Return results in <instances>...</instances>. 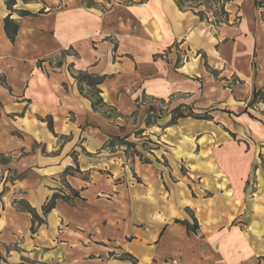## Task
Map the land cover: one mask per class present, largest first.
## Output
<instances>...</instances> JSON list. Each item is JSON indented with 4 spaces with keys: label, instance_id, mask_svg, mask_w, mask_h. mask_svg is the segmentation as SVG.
Wrapping results in <instances>:
<instances>
[{
    "label": "crops",
    "instance_id": "crops-1",
    "mask_svg": "<svg viewBox=\"0 0 264 264\" xmlns=\"http://www.w3.org/2000/svg\"><path fill=\"white\" fill-rule=\"evenodd\" d=\"M5 1L0 264H264V18L253 0L227 2L219 26L173 0ZM80 72L103 77L105 110L87 86L80 94ZM159 105L208 118H158L160 133L148 128L168 166L125 163L109 141ZM18 203L42 224L32 231ZM193 218L196 232L176 222Z\"/></svg>",
    "mask_w": 264,
    "mask_h": 264
},
{
    "label": "trees",
    "instance_id": "trees-1",
    "mask_svg": "<svg viewBox=\"0 0 264 264\" xmlns=\"http://www.w3.org/2000/svg\"><path fill=\"white\" fill-rule=\"evenodd\" d=\"M23 3H30L33 2L35 0H21ZM177 7L180 10H190L192 11L195 15H197L199 17V19L201 21H205L207 23H212L214 26H219L220 24H228L229 23V14L225 11L224 6L227 2H229V0H173ZM16 0H6L5 4L7 6L8 9H12V7L15 5ZM187 3H193V6H186ZM253 5L256 9H261L262 10V17L264 18V0H253ZM216 9L220 12V14H217L215 11ZM215 10V11H213ZM20 16H28L31 13L29 11H19L18 12ZM41 13V12H40ZM209 14L212 16V21L209 22ZM240 17H237V20H239ZM4 30L6 35L8 36V38L13 41L16 33H17V25L15 22L11 21L8 17L4 20ZM75 79L78 82V86H79V92L80 94H84V89H83V85L87 86L90 90V95L93 97H91V104H92V108L96 109V110H105L107 108V105L105 103H103L102 99L99 97V89L97 88V86L102 82L103 77H93L87 73H83L80 72L77 74V76L75 77ZM178 109H181L180 107H177L176 109H174L172 111V118H171V122L169 125H172L175 123V121L178 118H184V117H188L189 115H184L183 113L181 114H177ZM196 119H203L201 117H194ZM148 119V118H147ZM145 122L146 126L150 125L149 119ZM48 126L50 129H52L51 127V123H48ZM77 192L75 191H71V196H63L60 197L59 195H53L48 204L46 206H44L43 208V214H47L48 212H50L53 208H54V204L56 199L58 198H62L66 201H70L71 199L77 197ZM18 205H20V208L26 210L27 212H29L32 215V220H33V224L31 227V230H34V224H42V219L39 218L37 216V214L35 213V211L28 205V204H23V203H18ZM181 223L182 225H184L187 229V231L190 232H196L198 229V226L196 224L195 219L193 218V224L190 225V223H188L187 221H176ZM128 258L132 259V257L127 256Z\"/></svg>",
    "mask_w": 264,
    "mask_h": 264
},
{
    "label": "rangeland",
    "instance_id": "rangeland-1",
    "mask_svg": "<svg viewBox=\"0 0 264 264\" xmlns=\"http://www.w3.org/2000/svg\"><path fill=\"white\" fill-rule=\"evenodd\" d=\"M229 1H232V0H229ZM186 6H193V3H187ZM213 11H215V10H213ZM215 12L217 14H220V12L217 9ZM236 14H234V18H233L232 23L237 22V15ZM178 57H180V56H178ZM259 97L261 100L264 98L261 95ZM163 107L164 106L161 107L159 105L158 112L155 110L150 111V113L147 112L146 118L144 120V123H145L146 119L148 118L150 125H154V126L159 127V130L157 133H160V126L156 125L157 119L158 118L163 119V120H161L163 122H161V121L160 122L163 124L167 123V125H169L171 122V118H172V111L174 110L173 109L174 105L165 106V108H163ZM180 108L181 109H178L177 114L183 113L184 115H189L188 117H191V118H194V117H201L203 119L208 118V116L206 114H202L201 112H195L194 110H192V107H185V108L180 107ZM166 119H168V122L167 121L164 122ZM149 130H150V128H148V126L145 125V126H143L142 129H140V131L134 132V134L127 140H124L123 138L110 140L109 144H108L110 151H119V153H117V156H121L122 158H125V163L128 162V160L137 159L138 161H140L144 164H149L150 162H159L162 166H165V167L168 166L167 161L165 159H163V161L161 160L162 159V157H161L162 151L160 150V147H158V148L156 147V145H158V144L155 142V140L158 138V136H155L154 134L149 132ZM115 147H117V148H115ZM158 150H160V151H158ZM151 151H154V152H151ZM156 151H158V152H156ZM150 154H153L154 158H152V156ZM155 155L157 156L159 161H157V159H155V157H156ZM188 172H191V171L189 170L188 166L182 161L180 163V173L183 176H186ZM170 173L171 172L169 171V174ZM190 174L192 175L191 180L197 181L200 184L199 178H193L195 176L194 173H190Z\"/></svg>",
    "mask_w": 264,
    "mask_h": 264
}]
</instances>
